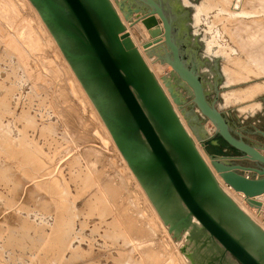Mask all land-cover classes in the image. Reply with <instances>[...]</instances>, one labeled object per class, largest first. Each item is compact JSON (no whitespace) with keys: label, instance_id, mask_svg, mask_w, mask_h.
Here are the masks:
<instances>
[{"label":"rangeland","instance_id":"1","mask_svg":"<svg viewBox=\"0 0 264 264\" xmlns=\"http://www.w3.org/2000/svg\"><path fill=\"white\" fill-rule=\"evenodd\" d=\"M192 1L183 5L185 9L180 7L187 13L180 16L179 35L186 51L196 52L202 63L199 70L208 97H214L216 79L217 106L230 126L240 128L252 143L264 145V137L253 133L264 131V68L253 66L256 48L241 50L239 39L224 30L231 24L214 23L220 2L206 9L203 0ZM242 1L232 2L235 12L242 11L240 17L264 19V2L255 12L240 8ZM34 11L25 0H0V264H190L180 251L189 244L188 233L178 239L169 233L104 135L99 113L74 83L67 60ZM125 26L161 83L170 67L146 55L142 44L149 36L135 26L130 30L127 22ZM218 45H226V50L233 45L237 51L218 54ZM260 48L258 53L264 54ZM244 55L252 56V61ZM179 90L188 99L186 90ZM206 126L211 133L212 125ZM200 152L205 157L203 149ZM237 199L238 206L264 230V211L259 216ZM259 199L264 202V195Z\"/></svg>","mask_w":264,"mask_h":264},{"label":"water","instance_id":"2","mask_svg":"<svg viewBox=\"0 0 264 264\" xmlns=\"http://www.w3.org/2000/svg\"><path fill=\"white\" fill-rule=\"evenodd\" d=\"M29 1L173 238L187 232L205 264H222L226 255L238 264H264L263 228L216 177L241 193L251 208L263 211L253 198L264 195V145L230 126L217 106L216 79L209 99L202 63L196 52L186 51L179 35L180 16L187 13L180 10L185 9L181 0H113L130 27L140 21L147 30L146 55L170 67L161 78L163 86L111 0ZM207 123L214 128L212 135ZM253 133L264 137V131ZM211 246L213 256L204 253Z\"/></svg>","mask_w":264,"mask_h":264},{"label":"bare ground","instance_id":"3","mask_svg":"<svg viewBox=\"0 0 264 264\" xmlns=\"http://www.w3.org/2000/svg\"><path fill=\"white\" fill-rule=\"evenodd\" d=\"M28 4H29V6L32 8V10H35L34 12H35V14L38 16L39 15V13L37 12V10L34 8V6L31 4V2L29 1V0H25ZM113 1V0H112ZM260 1L263 3L264 1L263 0H243L241 3H242V5H241V7L240 8H244V9H247V8H250V10L251 9H253L254 11L257 9V7H258V5L260 4ZM181 2H182V4L184 5V6H186L187 7V5H189L188 3H193V1L192 0H181ZM188 2V3H187ZM217 2H220V5H221V8H218V12L220 13L219 15H217V16H215L214 17V23H217V22H219V20H221V22L222 21H224V22H226L227 24H231V27H229L228 29H224V30H226V32L228 33V35H230L229 37H231V35H233L234 37H236V38H238L239 40V43H237V44H239V46L242 48L241 50H245V48H243V47H253L252 48V50L254 49V48H256V52H254V50H253V52L255 53H253L252 54V56H254V61L252 62L253 63V66L254 65H256L257 64V67H262L263 66V68H264V54L262 53V54H259L258 53V51L257 50H259V48H260V44H262V46H264L263 44H264V27H263V25L262 26H260V22H264V19H259L261 16H259V15H252V19L250 20V21H246V20H244L242 17H240L239 16V14H241L242 13V11H239V12H235L236 10L235 9H237V8H233L232 7V2H233V0H203L202 1V5L206 8V9H209V7H216L217 6ZM115 3V2H114ZM204 3H206V4H204ZM4 4V3H3ZM116 4V3H115ZM5 5H6V3H5ZM260 5H262V4H260ZM116 6H117V4H116ZM263 6H264V4H263ZM6 8V7H5ZM118 8V7H117ZM198 9V12H200V7H197ZM260 8H261V6H260ZM7 9V8H6ZM262 9H263V11H264V7L263 8H261V11H262ZM118 11H119V9H118ZM37 12V13H36ZM248 12H250V11H248ZM252 12V11H251ZM256 12V11H255ZM5 13V12H4ZM119 13H120V11H119ZM216 13V12H215ZM121 14V13H120ZM263 16V15H262ZM39 17H40V15H39ZM158 18V17H157ZM39 19H41V17L39 18ZM43 21V20H42ZM41 21V23H42V25H43V30L45 29L46 30V32L49 34V36L52 38V34L50 35V31H48L47 30V26H45L44 24H43V22ZM223 23V22H222ZM256 24V25H251V24ZM223 24H225V23H223ZM226 24V25H227ZM135 27L136 28H139V29H141V32L145 35V36H149V34H148V32H147V30L145 29V27L144 26H142V23L139 21L136 25H135ZM131 29L130 30H132V27H130ZM208 28H210V27H208ZM129 29V27H127L126 26V30H127V32L129 31L128 30ZM44 30V31H45ZM218 31V30H217ZM140 32V33H141ZM226 33V34H227ZM236 34H238V35H236ZM244 34V36H242ZM216 35L218 36V38L220 37L219 35H220V33L219 32H216ZM233 37V38H234ZM242 37V38H241ZM54 38V37H53ZM159 38H163L162 37V35H160V37ZM236 38H235V41H236ZM53 40V39H52ZM55 40V39H54ZM232 40V39H231ZM234 41V39L232 40V42ZM234 41V42H235ZM233 42V43H234ZM135 43V42H134ZM213 43V42H212ZM237 44H236V46H237ZM10 45V44H9ZM225 47H226V45H224V46H220V45H218L217 47H216V52L218 51V49H221L220 51H218V54H221V53H224L225 51H227L228 49H231L232 50V52H235L236 53V48L232 45L231 47L229 46V48L227 47V50L225 49ZM57 48V47H56ZM261 50H263L264 49V47H263V49H262V47L260 48ZM248 50V49H247ZM251 50V51H252ZM145 51V50H144ZM146 52V51H145ZM244 52V51H243ZM259 52H260V50H259ZM60 53V55H61V52H59ZM249 53H250V55H251V52L249 51ZM248 53V54H249ZM216 54V53H215ZM217 54V55H218ZM245 54H247L246 53V51H245ZM245 56V58H247V56L249 57V55H244ZM251 56V58L253 59V57ZM150 58V57H149ZM213 58V57H212ZM250 58V57H249ZM251 58H250V60H251ZM151 59V58H150ZM240 59H241V57H240ZM151 60H154L155 62H158L156 59H154V58H152ZM242 60V59H241ZM244 60V59H243ZM242 60V61H243ZM248 60V59H247ZM8 61V60H7ZM241 61V62H242ZM244 61H246V60H244ZM252 61V60H251ZM256 61V63L254 64V62ZM65 62V66H66V69L67 70H69V73H71V75H72V78H73V81H75L74 83L75 84H77L78 86L77 87H79L78 89L80 90V92L83 94V96L85 97V99L86 100H88V97H87V93L85 92V90L83 89V87L81 86V84L79 83V81H78V79H77V77L75 76V74H74V72H73V70H71L72 68H70L71 66H69L68 64L69 63H67L66 61H64ZM244 63H246V62H242V64L244 65ZM242 64H240L241 66H242ZM161 65V64H160ZM245 66V65H244ZM243 67V66H242ZM150 70L153 72V70H152V68L150 67ZM250 70V69H249ZM167 75V74H166ZM166 75H164V76H166ZM164 76H161V78L162 77H164ZM5 78H6V76H4ZM161 78H160V80H161ZM14 79V78H13ZM1 82V81H0ZM161 83H162V81H161ZM163 85V84H162ZM8 88V87H7ZM12 88V87H11ZM6 93V92H5ZM10 99V98H9ZM177 110V109H176ZM94 111V110H93ZM96 111H94V115H95V117L96 118H99L98 117V115H97V113H95ZM178 112V111H177ZM179 116H180V113H179ZM181 117V116H180ZM100 119V123H101V128H102V130H103V132H104V135L106 136V138L109 140V142L113 145V147H114V149L120 154V156H121V160H123V162L125 163V165H126V167H127V170L130 172V174L131 175H133L132 174V172H131V170H130V168H129V166H128V164H127V162L124 160V158H123V156L121 155V153H120V151L118 150V148H117V146H116V144H115V142L111 139V136H110V133L108 132V129H107V127H106V125L104 124V122H103V120L101 119V118H99ZM182 119V118H181ZM99 123V124H100ZM207 125H210V124H207ZM206 129H207V126H206ZM211 130H212V132H214V128H213V126H212V128H211ZM207 132L210 134V135H212L213 133L211 132H209V130L207 129ZM194 141H196V140H194ZM195 143H197L196 145H198L199 147H200V150H202V148H201V146H200V144L196 141ZM198 146H197V148H198ZM199 149V148H198ZM199 150V151H200ZM201 153V152H200ZM205 154V153H204ZM202 155V154H201ZM29 156H30V154H29ZM205 157H206V154H205ZM204 156H203V158L209 163V159L207 160V158H205ZM65 158V157H64ZM27 160V159H26ZM32 160H33V158H32ZM30 161H31V157H30ZM39 161H40V159H39ZM34 162V161H33ZM36 162V161H35ZM41 162V161H40ZM41 164H42V162H41ZM44 164V163H43ZM41 167H42V165H41ZM57 167H58V165L57 166H55L54 168H53V170L52 171H50L49 172V175H52L54 172H56V170H57ZM40 168V167H39ZM48 170V169H47ZM47 170H45V171H47ZM42 172H44V171H42ZM48 173V172H47ZM47 173H46V175H47ZM45 175V174H44ZM52 177H54V176H52ZM216 177H217V180L219 181V183L221 184V186L225 189V191L227 192V193H229L231 196H232V198H234V200H238L237 198H239V199H241V200H243L244 202H246V200L244 199V196L241 194V193H237V192H235V191H233L232 189H230V188H228V187H226L225 186V184L223 183V181L221 180V178H219V176L216 174ZM51 179V178H50ZM45 180V179H44ZM54 180H55V178H54ZM47 181V180H46ZM51 181V180H50ZM57 181V180H56ZM39 182V181H38ZM41 182V181H40ZM39 182V183H40ZM43 182V181H42ZM54 182V181H53ZM56 183V182H55ZM51 184V183H50ZM53 184V183H52ZM231 191V192H230ZM235 196H237V197H235ZM261 196H263V195H261ZM261 196H258V197H255V198H253V200H256V201H259V202H261L262 204H263V208H264V202L263 201H261L260 199H259V197H261ZM236 198V199H235ZM247 203V202H246ZM249 206V205H248ZM250 207V206H249ZM257 211V210H256ZM264 211V210H263ZM257 214L259 215V216H261V214H262V211L261 212H258L257 211ZM251 218H252V216L250 215V214H248ZM160 216V215H159ZM60 218H62V217H60ZM63 220H64V218H63ZM60 221H61V219H60ZM67 221H68V219H67ZM58 222V221H57ZM66 222V221H65ZM69 222H71V221H69ZM64 224V223H63ZM66 224V223H65ZM67 224H69L68 222H67ZM57 225V224H56ZM55 225V226H56ZM68 226V225H67ZM57 227V226H56ZM72 227V226H71ZM70 227V228H71ZM59 228H61V227H59ZM59 228H58V230H59ZM62 229H64V228H62ZM68 229V228H67ZM130 229H132V227H130ZM61 230V229H60ZM66 230V229H65ZM71 230V229H70ZM70 230H68V231H70ZM139 230V229H138ZM67 231V230H66ZM60 232H62V231H59V233ZM56 233V232H55ZM58 233V234H59ZM57 234V233H56ZM61 234H63V233H61ZM60 234V235H61ZM64 234H65V231H64ZM70 234V233H69ZM66 235H67V232H66ZM64 236V235H63ZM62 238V237H61ZM68 238V237H67ZM187 238L189 239V244L188 245H184V246H182L180 249V251H181V253H182V257L186 260V261H188L190 264H205L206 262H207V259H204V258H201V256H200V254L199 253H194V248H195V246H196V244H195V242L189 237V236H187ZM65 241V240H64ZM67 241V240H66ZM65 241V242H66ZM204 250V249H203ZM202 250V251H203ZM213 250H216L215 249V247L214 246H211L210 248H207V249H205L204 250V253L205 254H208V253H211ZM201 251V252H202ZM193 254H194V256H193ZM221 259V258H220ZM191 261H192V263H191ZM222 261H226V263H228V264H238V263H236L233 259H231L230 257H229V255H226V257H225V259H223ZM213 264H216V263H213Z\"/></svg>","mask_w":264,"mask_h":264},{"label":"crops","instance_id":"4","mask_svg":"<svg viewBox=\"0 0 264 264\" xmlns=\"http://www.w3.org/2000/svg\"><path fill=\"white\" fill-rule=\"evenodd\" d=\"M247 140H248V138L247 137H245ZM214 141V140H213ZM251 141V140H250ZM214 144H216V147L217 148H219V149H221V150H223V151H225V148L224 147H218V145H217V142L216 141H214ZM240 163V162H239ZM242 163V162H241ZM243 164H246V163H243ZM254 210V209H253ZM261 219H264V213H263V215L261 216Z\"/></svg>","mask_w":264,"mask_h":264}]
</instances>
